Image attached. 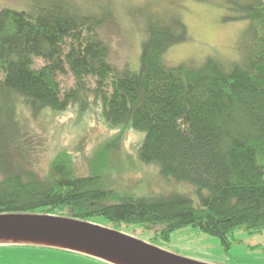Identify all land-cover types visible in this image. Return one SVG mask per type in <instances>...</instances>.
Segmentation results:
<instances>
[{"label":"trees","instance_id":"1","mask_svg":"<svg viewBox=\"0 0 264 264\" xmlns=\"http://www.w3.org/2000/svg\"><path fill=\"white\" fill-rule=\"evenodd\" d=\"M31 1V12L0 11V214L103 217L115 230L139 225L163 240L192 226L227 245L239 227L264 231V0H221L231 12L224 22H247L235 57L177 66L167 65L165 54L187 35L181 0H143L132 11L145 18L147 35L136 70L111 62L99 35L117 16L112 0ZM67 74L75 81L70 88L61 78ZM18 104L33 117L99 105L105 124L119 129L116 138L144 133L142 163L195 185L197 198L179 191L116 196L77 174L66 148L43 170L26 148L30 133L13 116ZM115 140L107 141L105 157Z\"/></svg>","mask_w":264,"mask_h":264},{"label":"rangeland","instance_id":"2","mask_svg":"<svg viewBox=\"0 0 264 264\" xmlns=\"http://www.w3.org/2000/svg\"><path fill=\"white\" fill-rule=\"evenodd\" d=\"M92 1L96 5L106 2ZM112 1L117 16L99 29V35L109 45L111 62L121 69H139L143 42L147 37L146 23L144 17L132 11L143 0ZM3 8L33 11L31 0H0V11ZM177 8L187 35L167 51V65L177 66L189 60L199 63L210 55L231 59L239 53L240 39L247 22H224L223 17L231 12L221 0H181ZM38 64H43V61L38 60ZM61 78L65 88L75 84L71 74ZM90 85L93 87L94 82ZM89 98L92 101L94 95L90 94ZM100 110V106L95 104L85 111L77 108L65 113L46 111L33 117L30 110L18 104L13 116L18 118L19 130L30 133L26 148L43 170L48 169L55 155L66 148L73 154L77 174L96 178L98 188L111 190L116 196L150 198L158 193L179 191L197 198L195 185L166 179L159 164L145 165L141 162L137 149L144 138L142 131H128L123 137L116 138L119 129L109 128ZM112 137L117 139L112 141L113 144H118L115 152L105 157L103 151H106V145L110 143L107 141ZM91 222L110 227L103 217H95ZM123 229L122 232L139 240L202 264H264V231L251 234L244 227H239L227 245L220 238L192 226L176 230L170 240L155 239L153 231L139 225ZM0 264L110 263L63 248L21 245L0 246Z\"/></svg>","mask_w":264,"mask_h":264},{"label":"water","instance_id":"3","mask_svg":"<svg viewBox=\"0 0 264 264\" xmlns=\"http://www.w3.org/2000/svg\"><path fill=\"white\" fill-rule=\"evenodd\" d=\"M4 238L37 239L62 243L80 249L39 243L2 241L7 244L42 245L75 250L110 262L112 260L109 258L129 264H202L180 257L111 227L56 215L36 213L0 214V239Z\"/></svg>","mask_w":264,"mask_h":264},{"label":"bare ground","instance_id":"4","mask_svg":"<svg viewBox=\"0 0 264 264\" xmlns=\"http://www.w3.org/2000/svg\"><path fill=\"white\" fill-rule=\"evenodd\" d=\"M0 240H3V241H9V242H26V243H39V244H46V245H53V246H58V247H64V248H70V249H80L78 247H74V246H69V245H66V244H62V243H55V242H49V241H45V240H37V239H18V238H15V239H10V238H4V239H0ZM82 250V249H81ZM80 250V251H81ZM84 252H87V253H90L89 251L87 250H83ZM110 260H112V262L116 263V264H129V263H126L124 261H121V260H116V259H113V258H109Z\"/></svg>","mask_w":264,"mask_h":264},{"label":"crops","instance_id":"5","mask_svg":"<svg viewBox=\"0 0 264 264\" xmlns=\"http://www.w3.org/2000/svg\"><path fill=\"white\" fill-rule=\"evenodd\" d=\"M0 246H11L10 244L0 242Z\"/></svg>","mask_w":264,"mask_h":264}]
</instances>
